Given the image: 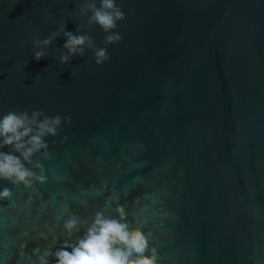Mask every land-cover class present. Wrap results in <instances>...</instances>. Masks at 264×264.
Listing matches in <instances>:
<instances>
[{
  "label": "water",
  "instance_id": "water-1",
  "mask_svg": "<svg viewBox=\"0 0 264 264\" xmlns=\"http://www.w3.org/2000/svg\"><path fill=\"white\" fill-rule=\"evenodd\" d=\"M82 2L0 0V116L72 121L47 138L46 183L0 181V264H38L83 234L65 220L117 206L158 264H264V0H117L109 61L61 64L62 33L35 61L61 20L104 46Z\"/></svg>",
  "mask_w": 264,
  "mask_h": 264
},
{
  "label": "clouds",
  "instance_id": "clouds-1",
  "mask_svg": "<svg viewBox=\"0 0 264 264\" xmlns=\"http://www.w3.org/2000/svg\"><path fill=\"white\" fill-rule=\"evenodd\" d=\"M78 15L87 17V26L99 27L104 33L103 47L87 34L66 30L61 20L58 31L47 38L33 39V59L39 62L48 54L44 51L62 33L65 38L63 52L59 56L61 64H68L73 57L85 56L86 50L93 53L96 65L101 66L110 60L109 45L122 40L118 23L125 19L123 6L117 0H83L78 7ZM62 122L71 126V118L56 115L49 117L39 110L9 111L0 116V181L13 186L23 185L31 189L35 184L47 182L40 159L50 156L47 138L59 135ZM66 139V138H65ZM7 148L8 151H4ZM28 166H31L28 167ZM32 169L38 170L33 171ZM12 191L5 187L0 190V200H10ZM84 229L74 242L65 241L54 252L45 250L46 255L38 258V264H49V256L55 264H158V252L150 247V241L140 227H134L127 219L123 206L113 209L112 215L96 212L91 223L70 217L63 223L68 237Z\"/></svg>",
  "mask_w": 264,
  "mask_h": 264
}]
</instances>
